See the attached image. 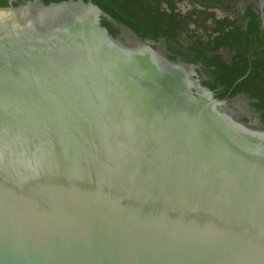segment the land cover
<instances>
[{
    "label": "water",
    "instance_id": "water-1",
    "mask_svg": "<svg viewBox=\"0 0 264 264\" xmlns=\"http://www.w3.org/2000/svg\"><path fill=\"white\" fill-rule=\"evenodd\" d=\"M102 16L0 7V264H264V128Z\"/></svg>",
    "mask_w": 264,
    "mask_h": 264
},
{
    "label": "flooded vegetation",
    "instance_id": "flooded-vegetation-1",
    "mask_svg": "<svg viewBox=\"0 0 264 264\" xmlns=\"http://www.w3.org/2000/svg\"><path fill=\"white\" fill-rule=\"evenodd\" d=\"M94 1L105 15L100 26L114 38H136L186 65L212 99L241 112L242 122L264 128V0Z\"/></svg>",
    "mask_w": 264,
    "mask_h": 264
},
{
    "label": "trees",
    "instance_id": "trees-1",
    "mask_svg": "<svg viewBox=\"0 0 264 264\" xmlns=\"http://www.w3.org/2000/svg\"><path fill=\"white\" fill-rule=\"evenodd\" d=\"M40 1L43 2L44 4H49V3H56V2H60V1H67V0H40ZM74 1H76V0H74ZM82 1L87 2V0H82ZM92 3L96 6H98L96 1L93 0ZM18 4L19 3H16L14 6H17ZM4 6H6L5 3L0 4V7H4ZM98 8L100 9L99 6H98ZM102 10H104L105 12H108V9L106 7H102ZM104 29L107 30V34L109 37L114 38V32L111 31L108 26H105Z\"/></svg>",
    "mask_w": 264,
    "mask_h": 264
}]
</instances>
